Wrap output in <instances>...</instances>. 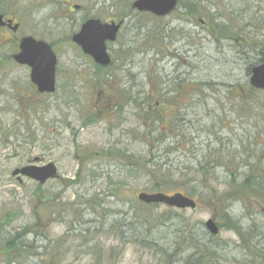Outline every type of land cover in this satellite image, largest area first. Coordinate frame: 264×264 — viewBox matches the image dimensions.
Instances as JSON below:
<instances>
[{"label":"rangeland","instance_id":"374dc122","mask_svg":"<svg viewBox=\"0 0 264 264\" xmlns=\"http://www.w3.org/2000/svg\"><path fill=\"white\" fill-rule=\"evenodd\" d=\"M132 1L0 0V12L9 13L19 25L11 36L0 31V218L6 212L14 215L10 222L0 221V237L35 225L24 240L40 255L27 257L29 263L57 252L60 264H164L159 248L171 254L179 246L171 264H184L191 253L196 255L188 264H264V190L249 186L240 191L242 199L225 196L233 190L228 184L231 171L237 177L264 179V90H252L248 82L249 68L264 48V0H205L198 7L203 13L192 17L183 7L189 0H180L162 20L131 11ZM129 12L116 41L107 44L112 64L103 74L70 36L85 16L105 20ZM164 21L169 27L166 52L170 58L176 55L180 75L174 76V59L151 61L154 51L148 50L146 33ZM223 24L236 28V39L220 35ZM24 35L54 42L53 93L37 94L29 68L4 59ZM150 81L155 90L180 83L183 103L188 100L182 93L190 95L188 128L181 139L166 135L161 142L143 135L138 110L128 98L141 101L145 92L152 93ZM103 95H116L120 117L106 112V119L92 122L102 109ZM155 100L161 101L158 92L144 107L150 109ZM107 151L119 152V161L103 156ZM209 153L228 166L213 168V175L203 178L195 168ZM228 155L232 159L226 160ZM38 161L55 163L60 177L38 189L35 180L21 177L19 182L12 175L14 169ZM162 168L170 173L166 183L182 185L187 176H196L189 183L196 194L195 209L156 204L146 214L149 210L136 195L149 192L148 171L161 174ZM168 210L173 218L159 223ZM136 217L146 219L147 225L136 223ZM210 218L219 225L216 236L204 228ZM189 234L193 241L185 247ZM151 238L157 245H149Z\"/></svg>","mask_w":264,"mask_h":264},{"label":"trees","instance_id":"16d2710c","mask_svg":"<svg viewBox=\"0 0 264 264\" xmlns=\"http://www.w3.org/2000/svg\"><path fill=\"white\" fill-rule=\"evenodd\" d=\"M201 1L205 0H193V1H187L188 3L186 5H184V9H186V13H203L202 10L198 9V7H200V3ZM130 10L133 11L131 9L130 6ZM131 12L129 13H125L122 14L120 16H117L119 18H124L127 15H130ZM219 16H224L222 14H220ZM219 16H215L212 18H216ZM87 16H85L84 18H86ZM83 18V19H84ZM153 18L157 19L158 17H154ZM230 24V23H229ZM232 26V24H230ZM145 26V25H144ZM236 29V28H233ZM233 29L227 25V24H223V27H218V32L220 33V35H224V38H229V39H236L237 36H234L235 32H233ZM232 30V33H231ZM149 31V32H148ZM156 36L158 41L159 38H161V27L159 25H156L152 30H147L146 33V42H147V46L149 47V51H152V49H155L154 52H152L154 55H158L160 56L163 51L160 48L159 44H153L151 45V43H148L150 37ZM52 44V46H54V42H50ZM260 46V45H259ZM254 49H258L259 47H257L256 45L254 46ZM11 48H13L12 50L16 49V42H14L11 46ZM132 53V52H131ZM133 54V53H132ZM259 57H258V63L260 61H262L264 59V48H261L258 51ZM4 59H11L10 54H8ZM12 60V59H11ZM99 70L104 74V68L98 67ZM108 69V68H106ZM249 70H251V67L249 68ZM109 84V80L107 79L102 87L105 88L104 86ZM180 84V83H179ZM194 85V82H193ZM199 86L202 85V83H198ZM204 85L206 86H210L208 83H204ZM251 88V87H250ZM252 90H254L253 88H251ZM175 91L172 92L170 95V97L168 98V109L165 108V106H161V104L157 105L154 103V101H152L150 104L152 105V109H148L147 106L146 108L144 107V104L146 103V99H152V93L149 91L145 92L144 96L141 98V101H137L136 99L132 98V101L134 103V105L137 108V116L139 118V120L142 123L143 128L146 130L143 132V135H148V137H151L152 139L156 140V141H161V142H166V135H169L171 138L172 137H178L181 139L182 136V132H184V130H186L188 128V126H184L186 125V122H189L188 119H186L188 110H186L187 108L191 107L190 105H187V103H189L190 101V95H188L187 91L185 94L182 93V97H187L186 100H188L186 103H183L182 100L179 98V93H178V84L176 85V89H174ZM169 92V90H168ZM184 92V90H183ZM37 93V92H36ZM160 95H167L164 92H158ZM38 96V95H36ZM145 101V102H144ZM182 106H184V108H182ZM173 107L175 108V110L173 109ZM33 108V106H30L28 108V110H31ZM119 110L116 109L113 111L116 113V117L117 119L120 117V113H121V109L122 106L119 105L118 106ZM186 110V111H185ZM109 113V112H107ZM96 114L93 115V119L96 118L95 116ZM155 129H154V127ZM155 130H157V134L155 132ZM119 152H116L115 154L110 153V151L107 152H103V156L106 157H111L114 158L116 160L119 161L117 154ZM218 155V153L216 154ZM91 155H88V158ZM210 156V153L208 154V158ZM232 159L231 156L228 155V157H226V160H230ZM138 164V163H137ZM219 166H228V164H226L224 161L222 160H218L217 157L215 158H209L208 160L204 161V162H197L196 164V172L200 173V171L203 174V178H206L205 175L207 176H211L213 175V168L219 167ZM212 169V170H211ZM162 172L163 173H152L151 171H148L149 176V181H148V185H147V189L149 192H155V191H162V192H167V193H172V192H176V191H180L183 192L185 194L190 195L191 197L196 195L195 191L192 189V185H190L189 183L193 180V177H196L195 175L193 176H187L186 179H184V183L178 184L177 182H173L172 183H166L163 180H167L170 178V173L169 172H165V170L162 168ZM187 175V174H186ZM228 184L231 188H233V190H227L225 192V196L226 198L230 199H236V198H241L244 197V194H241V190L242 188L245 189L249 186H254L256 188H262L264 190V179L262 177H254L251 176V174H248L247 176H245L244 178L242 177H237L236 175H234V172H230L228 173ZM162 179V181H158L159 179ZM202 178V179H203ZM239 179V183L236 182V180ZM199 180V177L195 179ZM38 189H40V187H37ZM215 194V192H213V195ZM247 197V196H246ZM43 198V197H42ZM40 198V199H42ZM218 198V197H217ZM221 199V198H220ZM220 202H225L226 200L221 199L218 200ZM44 204H47L46 200H43ZM139 204H143V206L145 207V209H148L149 211L146 214L151 215L152 213V207L156 206V204H144L141 202H138ZM149 215V216H150ZM13 216L11 212H6L3 215V218H0V221L4 220L7 218V222H10L13 220ZM148 219V217H146ZM167 218L172 219L173 216L170 213V210H168L164 215H161L159 217V223L164 222ZM134 221H137L136 223H138L139 225H147L146 219H140L138 217L133 218ZM229 219V217H228ZM4 222V221H2ZM140 222V223H139ZM35 225H28V227H23L21 230L16 231L14 234H11L7 237L1 238L0 237V262L2 264H60V260L57 257V252H52L49 254V257L47 259H43V260H38L37 263L33 262V263H29L31 261L27 260L26 258H31V256L33 257H37V254L35 252V250L29 249V248H34L33 244H29L27 243L24 239L26 237L27 234L29 233H34V230H32L31 228L34 227ZM186 227H188V225H185ZM230 226V225H229ZM231 228H233L242 238H244V234L240 231L241 228L238 225H234L232 223V226H230ZM30 228V229H29ZM199 228H202V226H199ZM190 233V232H189ZM204 233V231H203ZM193 234H189L187 239L185 241V247H189L191 246V243L193 241ZM146 239H148V237H146ZM26 242V243H25ZM147 242L149 243V245L151 244H156L154 239L151 238V240H147ZM190 243V244H189ZM46 246V245H45ZM246 246L248 247V245L246 244ZM44 248V247H43ZM14 250V251H12ZM32 251V253H31ZM122 251V250H121ZM180 251V247L177 246L173 252L171 254L168 253L167 249H163V248H159V254H161L164 257V264H171V262H169L170 256L174 255V253L179 252ZM196 255V253H191L189 255V257L187 259H185L186 261L184 262V264H188V261L191 259H194V256Z\"/></svg>","mask_w":264,"mask_h":264},{"label":"water","instance_id":"95a60500","mask_svg":"<svg viewBox=\"0 0 264 264\" xmlns=\"http://www.w3.org/2000/svg\"><path fill=\"white\" fill-rule=\"evenodd\" d=\"M177 0H134L132 7L138 11H148L157 16H165L176 6ZM11 19H4L0 14V26L11 23ZM120 21H102L99 18H89L81 23L77 32L71 36V41L80 47L82 52L89 55L100 66L111 63L107 51V42L115 41L117 32L122 24ZM18 24L13 26L15 30ZM14 61L30 67V81L35 85L38 93H53L56 88V63L57 56L51 45L31 35L22 36L19 40L18 51L12 55ZM251 86L264 90V60L251 68L249 78ZM17 180L21 182V176L31 178L43 184L49 179H57L56 165L48 162L43 165L28 164L12 171ZM136 198L146 204H163L177 209H195L196 201L181 192L165 193L162 191H140ZM264 211V209H263ZM205 228L212 235L219 233V227L214 218L204 222Z\"/></svg>","mask_w":264,"mask_h":264},{"label":"flooded vegetation","instance_id":"af4514ba","mask_svg":"<svg viewBox=\"0 0 264 264\" xmlns=\"http://www.w3.org/2000/svg\"><path fill=\"white\" fill-rule=\"evenodd\" d=\"M180 0H178V2H179ZM178 5V4H177ZM0 14H2L3 15V17H4V19H11L12 21H11V23H8V24H5V25H3V26H0V31H5V32H7V35H13V34H15L16 33V30L18 29V26H17V28L14 30L13 29V26L15 25V24H18L17 22H14V18H13V16H10V15H8L6 12H0ZM151 14V13H150ZM188 14H191V17L193 16V13H188ZM158 19H160V20H162V19H165L164 17H158ZM110 20H114V21H119L120 19L118 18V17H114V18H111V19H105L104 21H110ZM203 21V20H202ZM200 23V22H199ZM203 23H205L204 21H203ZM203 23H201V24H203ZM168 23H167V21H164V23L162 22V27H161V38H159V41H158V44L160 45V48L162 49V51H163V53L160 55V56H158V55H155L156 57H154L153 55V53H151L152 54V56H151V61H153V62H161V63H163V61L164 62H168V61H170L171 59H174L175 61L172 63V65L174 66V69L176 68V71L173 69V73L175 72V75L174 76H176V74H178V75H180V74H182L181 72H180V70H178V63H177V61H176V55L174 54V52L171 54V58H170V55L168 56L167 55V52H166V50H168V47H167V44L165 43L166 42V38L168 39V34H167V31H168ZM153 28L151 27L150 28V30H152ZM166 33V36L164 35ZM157 38V37H156ZM19 39H20V37L18 38H16V50H15V52L16 51H18V44H19ZM154 40H156V39H154ZM154 40H153V37L151 36L150 37V39L148 40L149 41V43H151V45H152V43H154ZM164 41V43L162 42V41ZM170 40V43L172 44L174 41H173V39L171 38V39H169ZM0 44H2V40H1V34H0ZM182 47H183V45H182ZM178 50H180V46H179V48H177L176 49V51H178ZM184 50V49H183ZM152 51H155V49H152ZM11 55H12V53H11ZM177 55H178V53H177ZM176 62V63H175ZM104 70H106V68H104ZM170 76V75H169ZM179 78V77H178ZM171 79H169V81H170ZM151 82V81H150ZM195 84H197L198 85V83H194V85ZM181 86V84H179L178 83V88ZM193 88H195V87H193ZM156 88L155 87H153V85H152V82H151V91H152V93L153 92H159L160 91V93L161 92H164L165 94H167V95H160V98H161V101H159V100H155L154 101V103L155 104H157V105H159V104H161V106L163 105V106H165V108L166 109H168V103H167V101H168V98L171 96L170 94L172 93V92H174L175 90L174 89H176V84H175V87H172V83H171V85H167V87H165V88H161V90H155ZM168 90H169V92H168ZM198 91H199V93H200V88H198ZM162 94V93H161ZM242 95V94H241ZM97 96H99V95H97ZM104 96V100H103V102H101V107H102V109H99L98 110V113H96V120H93L92 122H94V121H97V118H100L99 120H101V119H106V116H105V113L106 112H109L108 114H110L111 113V115L110 116H114L115 117V119H117V117H116V113H114L113 111L116 109V107L118 106V102H117V98H116V95H103ZM150 96H152V95H150ZM129 99V101H132V98L130 97V98H128ZM103 108H105V109H103ZM148 108V107H147ZM149 109V108H148ZM150 109H152V105H151V108ZM149 109V110H150ZM103 116H105V117H103ZM84 125V124H83ZM88 156V155H87ZM83 158H85V156L83 157ZM37 165H43V164H45V163H42L41 161H38V163H36Z\"/></svg>","mask_w":264,"mask_h":264}]
</instances>
